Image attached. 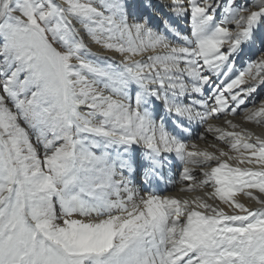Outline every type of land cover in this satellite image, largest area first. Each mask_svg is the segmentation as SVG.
<instances>
[{
	"label": "snow or ice",
	"instance_id": "6c2138e0",
	"mask_svg": "<svg viewBox=\"0 0 264 264\" xmlns=\"http://www.w3.org/2000/svg\"><path fill=\"white\" fill-rule=\"evenodd\" d=\"M0 264H264V0H0Z\"/></svg>",
	"mask_w": 264,
	"mask_h": 264
},
{
	"label": "bare ground",
	"instance_id": "6f19581e",
	"mask_svg": "<svg viewBox=\"0 0 264 264\" xmlns=\"http://www.w3.org/2000/svg\"><path fill=\"white\" fill-rule=\"evenodd\" d=\"M161 189H163V185H161Z\"/></svg>",
	"mask_w": 264,
	"mask_h": 264
}]
</instances>
